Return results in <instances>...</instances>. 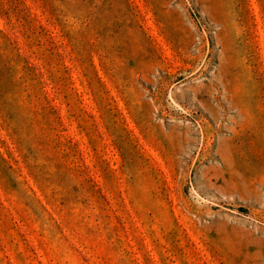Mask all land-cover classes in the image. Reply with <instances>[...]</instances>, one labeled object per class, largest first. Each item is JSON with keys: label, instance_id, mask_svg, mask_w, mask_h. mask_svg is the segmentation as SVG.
<instances>
[{"label": "rangeland", "instance_id": "obj_1", "mask_svg": "<svg viewBox=\"0 0 264 264\" xmlns=\"http://www.w3.org/2000/svg\"><path fill=\"white\" fill-rule=\"evenodd\" d=\"M0 264H264V0H0Z\"/></svg>", "mask_w": 264, "mask_h": 264}]
</instances>
